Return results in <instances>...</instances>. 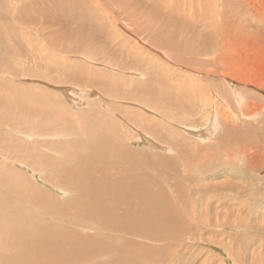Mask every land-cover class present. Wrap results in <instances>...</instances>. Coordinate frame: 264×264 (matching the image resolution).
Here are the masks:
<instances>
[{"label": "rangeland", "instance_id": "obj_1", "mask_svg": "<svg viewBox=\"0 0 264 264\" xmlns=\"http://www.w3.org/2000/svg\"><path fill=\"white\" fill-rule=\"evenodd\" d=\"M67 2L0 0V114L5 112L7 104L28 108L41 103L38 106L45 109L42 108L44 115L39 119L52 116L54 132H64V136H49L46 137L49 142H44L32 129H22L19 125L22 134L31 140L0 134V148H12L21 143L20 146L26 149L29 144H33L36 151L47 153L52 159L60 158L59 148L57 152L50 145L72 141L78 132L82 137L89 138L90 135L84 134L88 127L91 135L104 132V136H110L112 124H115L118 136L133 140L131 148L137 147L139 150L136 151L140 152L139 165L151 175L157 173L151 166L166 175L165 171L171 169V164L177 171H172L169 176L177 178L184 185L194 187L198 183L195 182L196 177L201 175L204 176L203 180L214 175L204 184L218 185L216 198L210 201L213 208V212L209 213L211 217L200 213L199 221L190 218L182 223L183 228H188L186 236L195 237L194 242H180L179 237L178 240L158 243L139 240L154 249L150 250L154 251L151 256L153 260L155 258L153 264H264V0H206L194 2L193 5L187 3L188 0H179L180 9L193 10V13L189 17L181 10L175 13L182 20L176 23L182 31L176 29L175 36L167 34L168 37L172 35L173 49L158 53L155 51L158 49L147 48L142 44L137 45V50L134 49L135 56L142 55L148 62L147 73H157L166 82L162 95L172 104L164 107L159 105L157 108L126 101L129 85L119 80L131 78L141 81L145 70L124 75L101 60H93L84 54L72 56L67 53V43L77 48L82 42L76 34L83 29L82 19L93 4L91 0H75L78 17L65 22L63 19L72 14ZM101 2L106 7L104 0ZM14 4L18 7L12 8ZM128 9L134 12L133 0L128 4ZM191 17H195V20L192 21ZM101 19L107 32H118L126 46L131 47L126 40L135 46L138 31L127 34L124 29L116 30L114 26L105 24L104 15ZM37 29L46 33L41 34ZM52 31L54 33L49 36L48 33ZM97 42L106 45L104 39L99 38L94 42V47L99 46ZM183 49L184 52L181 51ZM104 55L107 54L104 52ZM173 58L180 62H175ZM143 81L155 84L153 80ZM124 111H131V114ZM17 112L16 109L14 113ZM166 112L175 116L171 118L172 122ZM133 113L141 114L143 120L139 122ZM130 119L150 128L147 133L142 132L141 136H149L152 142L142 140L144 137L137 134L139 129L129 122ZM10 121L11 118H7L2 129L12 133L8 127ZM152 130L154 136L162 133L164 139L157 140L150 136ZM216 140L223 151L216 156L207 154L204 166L198 162H184L185 158L195 160L200 154L206 153L208 145L209 148H216ZM150 147H154L153 150ZM63 150L66 154L74 152L66 147ZM151 152L156 155L148 158ZM110 155L114 156V153ZM0 163L3 164L1 158ZM15 163L17 165H6H10L15 175L23 181L17 184V188L23 187L26 180L28 186L44 191L47 197L49 194L50 198H64V192L45 179L51 170L39 171L32 167L36 166L35 163L26 164L20 160ZM100 182L103 184L102 180ZM254 187L260 189L258 198L250 192ZM189 192L181 189L182 195ZM243 192L250 194V197L245 194L242 197L240 194ZM205 202L206 199L202 201L203 204ZM70 203L69 200L63 201V205ZM47 218L51 216L42 217L45 220ZM103 261L107 260L101 253L89 264H102ZM115 261L111 259L108 262L115 264Z\"/></svg>", "mask_w": 264, "mask_h": 264}, {"label": "bare ground", "instance_id": "obj_2", "mask_svg": "<svg viewBox=\"0 0 264 264\" xmlns=\"http://www.w3.org/2000/svg\"><path fill=\"white\" fill-rule=\"evenodd\" d=\"M91 1L93 3L91 9L86 17L82 19L84 27L76 34L79 38L75 36L82 42L80 41L81 43L76 46L77 48H74V44L67 43L69 44L67 53L72 56L84 54L93 60H101L110 67L117 68L121 73H125L124 75L134 72L140 73V69L145 70L141 81L149 79L153 80L155 84H148L131 78L119 79L129 85L126 101L153 108H157L159 105H163V107L171 105V100L162 95V89L165 88L166 82L157 73H147L146 65H148V62L142 55L137 54L135 56L134 49L137 50V47H139L137 45L142 44L147 48L158 49L155 50L158 53L160 51L167 52V49L171 51L170 49H173L171 47V37L176 35L174 31L176 29L182 31V28L176 25L177 21L182 20L176 17L175 13L181 10L189 17L192 15L193 10L180 9V6H178L179 0H133L134 12L128 9V4H131L132 0H104L106 7L101 0ZM194 2H206V0H188L187 3L193 5ZM26 4L28 3L26 2ZM67 4L70 8L68 10L72 14H68L67 18L63 19L65 22L78 17L75 12V0H68ZM31 6L34 7V5ZM17 7L15 4L12 5V8ZM102 15H104L105 24L114 26L116 30L124 29L123 31H126L127 34L130 31L135 33L138 31L135 46L129 40H126V42L131 47L126 46L123 37L118 32H107L102 25ZM37 18L39 17L37 16ZM41 18L43 19V16ZM191 18L192 21L195 20V17ZM7 22L9 23V21ZM70 26L68 27L70 28ZM40 30L38 31L41 34L46 33ZM9 31L11 30L9 29ZM164 31H170L171 33ZM52 33L54 31L48 33V35L51 34L52 36ZM167 34L172 35L168 37ZM69 37H71L70 33ZM99 38H103L106 45L97 42L99 46L96 44L98 47H94V42ZM149 43L150 45H148ZM220 46L219 49H221ZM94 51H97V53L94 54ZM181 51L184 52V49ZM104 52L107 55H104ZM175 58H173L175 62H180ZM167 64L165 63V65ZM21 104L25 103L21 102ZM38 105H41V103L28 108H25L24 105L17 107V105L7 104L5 112L0 114V134L3 136L10 134L8 137L15 135L21 137V139L25 138L24 140H31V138L22 134L21 129L18 127L21 125L22 129H32L39 137L44 139V142H49L46 140V137L49 136H64V132L60 130L54 132V127L51 124L52 116L39 119L40 116L44 115L45 108ZM16 109L18 112L15 114ZM124 112L131 114V111ZM25 113H27V116H25ZM166 113V116L172 122L171 118H175V116ZM133 114L138 117L139 122L143 120L141 114ZM7 118H11L8 127L12 130V133L2 129V125L5 124ZM67 122L69 124V121ZM71 122L73 123L72 120ZM129 122L139 129L135 131L140 136L142 132L147 133L150 130L149 127L141 126L132 119ZM68 130L71 131L70 127ZM90 133L92 132L88 127L87 133L84 132V134L90 135L89 138L82 137L78 132L75 134L76 137L73 140L71 139L72 141H60L50 145L51 149L54 147L57 151V148H59V153L64 154L63 156L60 154V158L52 159L47 153L36 151L33 144H29L30 146L26 149L20 146L21 143L12 148H0V158L3 160V164L0 163V264H89L90 261L97 259L101 253L107 260L103 261L102 264H110L108 261H111V259L116 260L115 264H153L155 258L153 260L151 256L154 251L150 250L154 249L148 248L144 245V242H139V240L158 243L178 240L179 237L180 242L195 241V237L186 236L188 228H183L182 223L190 218L199 221L200 213L206 215L213 212L210 201L214 197L216 198L215 193L218 190V185L204 183H208L214 175L205 180H203V175L196 177L195 182L198 183L192 188L180 183L177 178L169 176L172 171H177L171 164L170 168L172 170L167 169L165 171L166 175L161 174L155 166L150 164L151 167L157 170L155 176L151 175L139 165L138 156L140 152L136 151L139 150L136 149L137 147L135 149L131 148L134 143L133 140L118 136L119 131H117L115 124H112V134L110 136H104V132L93 135ZM69 135L73 136V133ZM151 135L157 140L164 139L162 133L154 136L153 130L150 133ZM141 137H144L142 140L145 142H152L148 138L149 136ZM199 137L201 136L199 135ZM17 140L19 139L17 138ZM216 145L214 146L216 148L206 146V153L200 154L195 160L188 158L183 160L185 163L198 162L204 166V159L208 156L207 154L216 156L223 151V147L217 143V140ZM46 147L49 148L48 145ZM64 147L72 149L74 152L71 151L66 154L63 150ZM154 147H150V149L153 150ZM169 147L172 151H175L171 145ZM111 152L114 153V156L110 155ZM155 155L151 152L148 158ZM18 160L26 164L35 163L36 166L32 167L39 171L51 170L49 176L45 179L48 183L61 189L64 192V198H50L51 195L49 196V194L48 198L44 191L28 186L26 180H24L23 187L17 188V184L23 181L15 175L10 165H17L15 162ZM6 163L10 165L8 166ZM248 164H250L249 159ZM227 187L230 188L229 184ZM181 189L190 192L187 195H182ZM259 191L260 189L257 187L250 189L251 194L255 197L259 195ZM244 194L246 197H250L247 192L240 195L244 197ZM204 199H206V202L203 204ZM66 200L71 201V203L63 205V201ZM77 204L80 206H77ZM216 215L218 214L216 213ZM43 216H51V218L45 220L46 218L42 219ZM209 217H211L210 214ZM208 221L206 220V222ZM130 246L133 248L131 249Z\"/></svg>", "mask_w": 264, "mask_h": 264}]
</instances>
